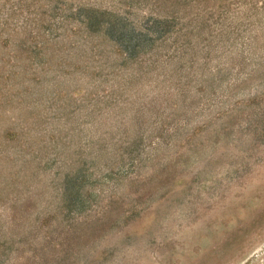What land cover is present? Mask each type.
Returning <instances> with one entry per match:
<instances>
[{
	"label": "rangeland",
	"instance_id": "374dc122",
	"mask_svg": "<svg viewBox=\"0 0 264 264\" xmlns=\"http://www.w3.org/2000/svg\"><path fill=\"white\" fill-rule=\"evenodd\" d=\"M0 264H264V0H0Z\"/></svg>",
	"mask_w": 264,
	"mask_h": 264
}]
</instances>
